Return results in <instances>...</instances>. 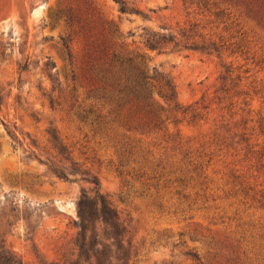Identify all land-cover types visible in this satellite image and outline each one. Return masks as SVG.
I'll use <instances>...</instances> for the list:
<instances>
[{
  "label": "rangeland",
  "instance_id": "374dc122",
  "mask_svg": "<svg viewBox=\"0 0 264 264\" xmlns=\"http://www.w3.org/2000/svg\"><path fill=\"white\" fill-rule=\"evenodd\" d=\"M126 1L147 18L121 13L114 0H0V250L25 264L72 258L77 202L100 191L128 227L129 264H264L259 7ZM98 25L116 31L123 53L143 54L148 74L171 79L181 106L205 97L210 112L189 124L154 92L162 130L121 127L125 116L110 115L90 71L86 32ZM184 29L221 51L145 47L147 34ZM229 70L235 86L216 93Z\"/></svg>",
  "mask_w": 264,
  "mask_h": 264
},
{
  "label": "trees",
  "instance_id": "16d2710c",
  "mask_svg": "<svg viewBox=\"0 0 264 264\" xmlns=\"http://www.w3.org/2000/svg\"><path fill=\"white\" fill-rule=\"evenodd\" d=\"M114 1L118 4L121 13L137 14L147 18L142 11L130 6L126 0ZM202 2L205 3V6H209L208 0H202ZM225 2H234L248 8L252 7L253 10L259 7L260 11L257 12V15L264 17V0H225ZM214 6H216L215 3ZM220 14L222 13H219L218 16ZM72 21V17H69L68 22L71 23ZM96 31V39H94L92 32ZM190 33L192 32L187 29L182 30L177 35L150 33L147 34L145 47L149 50L184 47L188 50L207 54L221 51L222 47L218 43L203 40L200 44L196 40V36ZM87 35L90 40L87 49L90 71L92 76L98 80L97 91L101 96L100 99L104 100L110 108V115L116 121L125 116L121 121V127L128 128L129 131L145 130V128L162 130L164 121L154 100V92L169 107L181 114L182 120H187L189 124L196 123L210 112L214 102L211 101L205 105V97L187 107L181 106L177 101V88L174 82L156 70H153L151 75L148 74L142 64L137 61L143 57V54L123 53V44L118 43L115 38L116 31L98 25L90 28L86 32ZM46 65L54 66L51 63ZM227 73L220 77L221 87L216 93L228 94L230 92V89L227 88L228 81H231L232 85L235 84L236 79L233 80L229 74L231 71L229 70ZM49 77L52 80L50 75ZM218 99L220 105L226 97H219ZM73 108L74 103L70 105L69 110L72 111ZM97 121L100 130H102V126L106 125L105 119L98 117ZM178 122L176 121V124ZM52 139L56 148L65 153L64 148L57 144V138L52 136ZM122 139L125 142L122 152L126 157L131 158L134 156L135 147L126 143L125 135H122ZM59 175L61 178L67 179L63 172H59ZM77 216L75 225L78 232L74 240L76 255L72 254V258L66 259L65 257L63 260L52 264H129L133 253L132 245L127 240L129 230L107 195L100 191H96L93 196L82 195L77 202ZM194 257L199 259L197 256ZM0 264L25 263L11 252L0 250Z\"/></svg>",
  "mask_w": 264,
  "mask_h": 264
}]
</instances>
